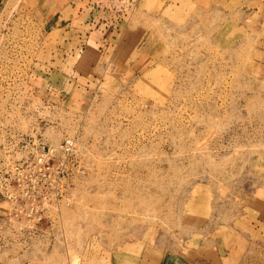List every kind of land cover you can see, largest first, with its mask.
I'll return each instance as SVG.
<instances>
[{"label": "rangeland", "instance_id": "1", "mask_svg": "<svg viewBox=\"0 0 264 264\" xmlns=\"http://www.w3.org/2000/svg\"><path fill=\"white\" fill-rule=\"evenodd\" d=\"M69 2L0 14V170L67 137L78 162L37 224L0 197V264H264V0H110L107 67Z\"/></svg>", "mask_w": 264, "mask_h": 264}, {"label": "built area", "instance_id": "2", "mask_svg": "<svg viewBox=\"0 0 264 264\" xmlns=\"http://www.w3.org/2000/svg\"><path fill=\"white\" fill-rule=\"evenodd\" d=\"M34 156L11 159L0 170V197L10 205L11 215L37 224L61 204H70L65 197V180L76 175L72 167L77 153V138L67 137L59 148L39 141ZM59 154V155H58Z\"/></svg>", "mask_w": 264, "mask_h": 264}, {"label": "crops", "instance_id": "3", "mask_svg": "<svg viewBox=\"0 0 264 264\" xmlns=\"http://www.w3.org/2000/svg\"><path fill=\"white\" fill-rule=\"evenodd\" d=\"M10 0H0V14H3L6 6L8 5V2ZM72 0H70V2L67 5H73L71 3ZM121 3V6L119 9H117V13L115 15H113V17H117V19L122 23L125 21H129L127 20L130 16V14H132V10H133V4H134V0H126L127 2L123 3L124 0H119ZM106 3H108V5H106ZM80 4V5H79ZM111 4L110 0H77L76 6H78V11H79V16H81L83 22V25H90V22L92 21L91 24L96 26V34H97V40H94V51L90 52L88 49V44L90 42V40L92 38L89 39V35L93 34V32H89V35L87 36L88 39L86 40L87 42V46H84V48H80L82 49V55H80V58H82L83 62H88V61H92V60H98L100 59V55H101V51L105 48H108V45H113L111 46L113 48L111 56L108 60V62H102L100 64H103L102 67H107L108 65H112L113 64V55L116 52V48L118 46L117 41L119 42V37L121 34V31L119 32V34H116V36L119 35V37H114L113 36H108L105 35V32L109 33L110 35L112 33L109 32L110 28H113L114 23L113 20H111L113 17H110V13L107 12V9L105 8V6H109ZM119 10V11H118ZM3 11V12H2ZM82 16V14H84ZM105 13H108L107 15H104ZM117 15V16H116ZM100 20V21H99ZM95 22V23H94ZM101 23L103 24V28H101V26L98 24ZM113 24V25H112ZM120 24V23H119ZM128 30V24H125L123 27V30ZM111 30V29H110ZM122 30V31H123ZM123 34V33H122ZM122 37V36H121ZM120 37V38H121ZM94 38V37H93ZM99 39V40H98ZM98 42L100 44H98ZM114 66V64H113ZM166 264H169L166 261Z\"/></svg>", "mask_w": 264, "mask_h": 264}]
</instances>
